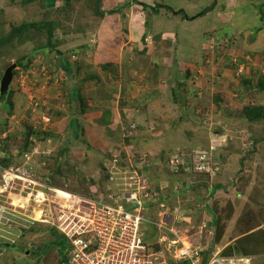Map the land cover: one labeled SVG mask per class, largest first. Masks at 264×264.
Returning a JSON list of instances; mask_svg holds the SVG:
<instances>
[{"label": "rangeland", "instance_id": "374dc122", "mask_svg": "<svg viewBox=\"0 0 264 264\" xmlns=\"http://www.w3.org/2000/svg\"><path fill=\"white\" fill-rule=\"evenodd\" d=\"M135 1L188 16L214 5L188 20L133 0H0V80L16 64L0 97V189L7 169L46 198L18 195L19 176L2 189L7 205L29 202L16 211L33 224L1 264H55L52 213L82 218L137 183L148 214L167 212L203 260L221 249L264 264V0Z\"/></svg>", "mask_w": 264, "mask_h": 264}, {"label": "built area", "instance_id": "2783aa9c", "mask_svg": "<svg viewBox=\"0 0 264 264\" xmlns=\"http://www.w3.org/2000/svg\"><path fill=\"white\" fill-rule=\"evenodd\" d=\"M11 171L6 169L1 174L2 189L15 190L11 182L19 175ZM19 177L16 181H22L19 182L22 192L31 190L29 185L35 182L28 180L27 185L23 183L24 177ZM126 185L123 189L128 193L113 191L106 201H93L82 218L74 219L73 214L56 216L52 224L67 239L69 247L64 259L59 256L55 264H232V259L221 257L219 251L203 260L201 250L184 246L179 237L168 236L167 231L175 232L164 221L167 212L161 213V217L147 212L153 205L146 199L150 193L146 192L147 187L140 183ZM2 189L0 196L4 193ZM11 203L7 205L0 200V246L15 243L21 229L33 223Z\"/></svg>", "mask_w": 264, "mask_h": 264}, {"label": "trees", "instance_id": "16d2710c", "mask_svg": "<svg viewBox=\"0 0 264 264\" xmlns=\"http://www.w3.org/2000/svg\"><path fill=\"white\" fill-rule=\"evenodd\" d=\"M134 2H136V3H139L140 5H142V7L143 8H145V9H147V8H151V10H152V12H154V13H157L158 12V10L160 9V8H164V7H166L167 9H169L170 11H174L173 13H175V14H177V13H179V14H183V18H187L188 20L189 19H193V18H196V17H198V16H200V15H203V14H205L207 11H209V10H211L212 8H213V5H214V2L212 3V5H210L209 7H207L206 9H204V10H201V11H199L196 15H192V16H187L185 13H184V11H183V9L181 8V9H179V10H173V8L172 7H169V6H163L162 4H159V5H156V6H150V5H147V4H145V3H143V2H139V1H135V0H133ZM98 3H99V1H98ZM96 14L97 15H101L102 14V12H99L98 10H96ZM264 16V15H263ZM263 16H261V18L263 17ZM20 27L19 26H17L16 28H14V29H16V30H18ZM4 40H6V37L5 38H3ZM58 54H60L61 55V52L59 51L58 52ZM189 72V71H188ZM4 96V95H3ZM3 96H0V97H3ZM75 124H76V120H75ZM74 132H75V134L77 133V129H76V131L74 130ZM213 220V219H212ZM53 229V232H58V236H57V238L56 239H54V241L52 242V245L51 246H54V247H56L57 248V250H58V252H59V256H60V259H64V255H65V253H66V250L68 249V247H69V245H68V242H67V239L64 237V235H62L54 226H51V230ZM19 240V238L17 239V241ZM16 241V242H17ZM11 243V244H9V245H5L4 243H3V245H1L0 246V251H2V254H1V256H0V258H2L3 256H5L7 253H5V252H9V250H11V247H13L14 248V246L15 245H18L17 243Z\"/></svg>", "mask_w": 264, "mask_h": 264}, {"label": "crops", "instance_id": "0c3cea01", "mask_svg": "<svg viewBox=\"0 0 264 264\" xmlns=\"http://www.w3.org/2000/svg\"><path fill=\"white\" fill-rule=\"evenodd\" d=\"M122 1L123 0H113V3L114 4H116V3H119V4H122ZM210 6V5H209ZM130 7H134V6H130ZM111 8H108V10L109 11H111V10H113V9H115V8H113V9H111ZM105 14V13H104ZM112 14V13H111ZM206 14V13H205ZM192 15H194V14H192ZM120 16V15H119ZM188 16V15H187ZM199 17V19L201 18L200 16H198ZM194 19V18H193ZM174 26V25H173ZM173 26L172 25H170L169 27H168V29H167V31H166V33H162V36L164 37V35H169V34H173V33H175L174 31H172V28H173ZM169 31H171V33L169 32ZM70 35L68 36V37H72L73 38V36H75V35H78V36H80L81 37V35H79V34H75V33H69ZM178 34V33H177ZM105 35H103L102 37H104ZM65 36H61V34H58V39H63ZM79 37V38H80ZM114 37H116V36H114ZM72 38L71 39H68V41H66V42H64V44L66 45V43H67V45H66V47H72L71 49L73 50L74 48L73 47H75L76 48V46H78V45H80L81 43V45H84V47L86 46V45H88L85 41L84 42H79V39L77 38V39H75V40H72ZM82 38V37H81ZM129 38H130V40H129ZM74 39V38H73ZM103 39V38H102ZM105 41H106V43L107 44H109L110 42H111V39H109V36H107L106 35V38L104 39ZM123 42V43H122ZM106 43H103V45H107ZM121 43L123 44V45H121ZM130 43H133L132 42V40H131V36H129L128 37V40L127 41H125L124 39H122V40H119V44H120V46L119 47H121V48H123V46L124 45H129ZM63 47H64V45H59L58 46V49L60 50V51H64V50H61V49H63ZM79 47H81V46H79ZM117 47V46H116ZM78 49V48H77ZM74 51V50H73ZM76 51V50H75ZM71 54H75L74 56H73V58L75 59V60H72V59H70V55ZM77 52H74V53H69V55H67V59L65 58V60H63V61H61V62H59L60 63V66H62L61 64H63V66L62 67H64L66 70H69L70 69V67H69V64H71V66L73 65V68H74V66H76V64L78 63V61H80V58L78 59V60H76L77 59ZM75 56H77L76 58H75ZM72 58V57H71ZM190 69V68H189ZM132 77V76H131ZM77 107V106H76ZM220 249H218L217 251H219ZM3 260V259H2ZM1 260V261H2ZM0 261V264L1 263H5V262H1ZM6 261H8V260H6ZM242 261L243 262H248V260H246V259H243V260H241L240 262V264H242ZM249 264H250V262H249Z\"/></svg>", "mask_w": 264, "mask_h": 264}, {"label": "clouds", "instance_id": "9594fccd", "mask_svg": "<svg viewBox=\"0 0 264 264\" xmlns=\"http://www.w3.org/2000/svg\"><path fill=\"white\" fill-rule=\"evenodd\" d=\"M75 54H71L70 56L71 57H73ZM77 55V54H76ZM184 168V167H183ZM19 175V174H18ZM19 176H21L22 177V175H19ZM19 181V180H18ZM22 182V181H21ZM35 182V181H34ZM41 184H43V183H41V181L40 182H35V184H33L34 185V187L33 186H31V190H27V191H24V192H26V195L24 196L22 193L21 194H19L21 197H25V199L26 198H29V201H30V198L32 197L31 195H33L34 194V196H33V201L34 202H38V201H40L41 199H43V198H36V196L38 195V193L39 192H42L43 193V191H41L40 189H38V187L39 186H41ZM33 190V191H32ZM28 193H30V194H28ZM44 194V193H43ZM20 201H21V199H20ZM41 201H46V198H45V200H41ZM27 203H29V202H24V203H22V204H27ZM22 204L21 203H18L17 205H15V206H17V207H15L16 209L17 208H22ZM26 206V205H25ZM24 206V207H25ZM57 208V207H56ZM57 210H58V208H57ZM51 213H52V208H51ZM58 215V211H56L55 212V214L54 213H52V221H54V220H56V216ZM29 220L30 219H32V218H28ZM42 219V218H41ZM34 220V219H33ZM44 221H42V220H39L38 222H41V223H47V222H49L48 220H46V219H43ZM31 221V220H30ZM37 221V220H36ZM52 221H51V225L52 226H54L55 227V225H53L52 224ZM32 222V221H31ZM33 224V223H32ZM56 228V227H55ZM29 229V227L28 228H23V229H21L22 230V232H21V235L22 234H24L27 230ZM57 229V228H56ZM173 236L175 237H179V235L177 234V233H174L173 234ZM221 249L219 250V252L221 253ZM213 253V252H212ZM211 253V254H212ZM211 254H209V255H211ZM242 255V254H241ZM236 256L235 258L234 257H231V258H229L230 260L232 259V264H238V262L240 261V260H243V259H249V258H247V257H245V256ZM250 256V255H249ZM247 264H249V261H248V263Z\"/></svg>", "mask_w": 264, "mask_h": 264}, {"label": "water", "instance_id": "95a60500", "mask_svg": "<svg viewBox=\"0 0 264 264\" xmlns=\"http://www.w3.org/2000/svg\"><path fill=\"white\" fill-rule=\"evenodd\" d=\"M15 67L16 64L12 63L5 69L0 80V96H3L7 93L13 78V70L15 69Z\"/></svg>", "mask_w": 264, "mask_h": 264}, {"label": "bare ground", "instance_id": "6f19581e", "mask_svg": "<svg viewBox=\"0 0 264 264\" xmlns=\"http://www.w3.org/2000/svg\"><path fill=\"white\" fill-rule=\"evenodd\" d=\"M6 176H10V175L6 173ZM11 193H12V192H11ZM11 193H10V194H11ZM60 196H61V198H65V197H67V193H66V192H65V193L62 192V190H61V191H60ZM38 197H39L40 199L43 198V200H44V198H45V197H43V194H42V193H39ZM14 200H17V199H13V201H14ZM18 203H21V204H22V203H24V202H23V201H19V199H18V201H17L16 204H14L13 202H12L11 204H12V205H17ZM23 205H24V204H23ZM22 208H23V207H22ZM40 214H41V212L38 211L37 214H36V218L40 217ZM36 218L34 217L33 219H35V220H37V221L42 220V219H36ZM182 238H183V237H181V242L183 243ZM183 245H184V244H183ZM184 246H188V245H184ZM246 260L249 261V259H246ZM240 261H241V260H240ZM240 261L238 262V264L241 263ZM247 263H248V262H243V261H242V264H247Z\"/></svg>", "mask_w": 264, "mask_h": 264}]
</instances>
